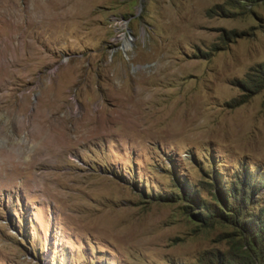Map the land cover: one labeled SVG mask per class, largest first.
I'll return each instance as SVG.
<instances>
[{"label":"rangeland","instance_id":"obj_1","mask_svg":"<svg viewBox=\"0 0 264 264\" xmlns=\"http://www.w3.org/2000/svg\"><path fill=\"white\" fill-rule=\"evenodd\" d=\"M0 264H264V0H0Z\"/></svg>","mask_w":264,"mask_h":264},{"label":"built area","instance_id":"obj_2","mask_svg":"<svg viewBox=\"0 0 264 264\" xmlns=\"http://www.w3.org/2000/svg\"><path fill=\"white\" fill-rule=\"evenodd\" d=\"M125 36H126V34L123 33L122 36H121V37L123 38V40H124V37H125ZM127 38L129 39L130 44H132V42H131V36H130V37L127 36ZM125 47L128 48L127 46H125ZM123 48H124V47H123Z\"/></svg>","mask_w":264,"mask_h":264},{"label":"bare ground","instance_id":"obj_3","mask_svg":"<svg viewBox=\"0 0 264 264\" xmlns=\"http://www.w3.org/2000/svg\"><path fill=\"white\" fill-rule=\"evenodd\" d=\"M125 39V38H124ZM128 40V39H127ZM11 168H15L13 165H12V167ZM3 169H4V167H3Z\"/></svg>","mask_w":264,"mask_h":264}]
</instances>
